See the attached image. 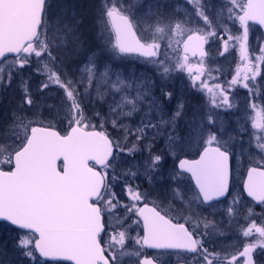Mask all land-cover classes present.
<instances>
[{
	"label": "snow or ice",
	"instance_id": "obj_1",
	"mask_svg": "<svg viewBox=\"0 0 264 264\" xmlns=\"http://www.w3.org/2000/svg\"><path fill=\"white\" fill-rule=\"evenodd\" d=\"M187 3L194 12L185 20L170 18L165 12L168 5L159 2L149 3L137 20L134 4L126 0H98V19L102 37L107 33L104 37L107 51L119 58H143L162 78L174 71H186L196 87L204 74V45L209 37H217L223 40L225 52L231 46L239 53L241 63L229 88L239 84L253 92L249 81L254 82L262 74L264 44L259 46V54L253 59L249 31L250 24L264 28V0H224L221 11L213 18L209 16L210 5L204 0H187ZM50 19L48 0H0V64L7 66V71L0 67V86L10 84L20 70L35 66L37 73L46 77L41 83V92L52 87L62 90L60 108L66 111L61 123L68 125L67 131L61 134L52 124L45 126L40 120H26L23 115L14 113L10 136L0 139V222L11 226L13 231L26 230L30 234L18 241L23 255L32 264L49 261L53 264H128L129 260L131 264H159L160 253L149 250H172L191 254V264H255L253 253L257 248L264 250V212L258 223L253 208H247L246 224L239 228L240 236L245 238L242 248L221 257L204 240L211 235L210 228L217 230L213 222L186 219L181 223L162 213L154 203L149 206V193L141 191L139 185L131 181L138 180L142 174L151 185L163 166V156L149 149L142 173L139 167L121 168L117 156L125 152L134 156L138 142L147 135L146 129L158 125L153 124L146 113L147 122L142 120L135 129H124L123 141L129 136H134L135 141L122 147V141L114 140L106 131V119L101 118L100 123L94 124L85 115L82 99L91 95L94 86L98 97L103 99L105 93L101 85L108 87L110 92L120 96L110 107L114 117L111 125L124 128L119 118L138 111L149 93L140 84L133 96L129 89L135 82L121 79L119 74L113 81L110 65H105L100 72L97 61L103 58L104 50L88 58L81 69L86 76L72 79L58 57L64 47L78 45L80 18L57 20L55 33ZM141 22L145 24L143 31L149 33L146 39L138 34ZM228 22L239 24V34L234 35L228 29ZM220 27L224 28L222 35L218 33ZM169 52L175 56L174 60ZM190 55L201 57L196 66L191 63ZM21 87L23 111L25 105L31 108L34 100L27 81L22 80ZM199 87L207 91L213 108L234 107L228 89L220 84L210 87L200 81ZM163 95L172 99L171 92ZM148 107L149 113L162 110L155 99ZM183 107L178 103L171 120L161 119L160 123H171L174 127ZM250 108L251 127L264 133V107L251 103ZM216 123L210 109L207 126L201 124L197 132L198 158L179 159L176 170L171 173V179L176 181L187 174L194 182V199L209 206H213V201L232 196L231 162L236 155L229 141L220 135L222 122L219 130L214 127ZM253 135L256 148L264 153V135L256 132ZM168 140L171 148L174 136L169 134ZM249 163L243 191L264 208V155L259 160L251 158ZM121 179L125 181V200L115 191L116 182ZM174 195L183 198L179 189ZM239 202V195L233 196L226 208L230 222L240 214L235 207ZM113 217L115 223H112ZM190 223L191 228L186 226ZM252 237L256 239L251 240ZM129 241L134 246L129 245Z\"/></svg>",
	"mask_w": 264,
	"mask_h": 264
},
{
	"label": "rangeland",
	"instance_id": "obj_2",
	"mask_svg": "<svg viewBox=\"0 0 264 264\" xmlns=\"http://www.w3.org/2000/svg\"><path fill=\"white\" fill-rule=\"evenodd\" d=\"M153 2L167 4L168 8L165 12L174 20H185L194 12L192 5L188 4L187 0H126V3L135 5L134 11L137 20H140L143 11L147 10L148 4ZM204 2L210 5L209 16L213 18L221 11L224 0H204ZM48 3L51 5L49 23L53 26L54 33L57 20L73 16L80 18L77 31L78 45L64 47L58 57L65 71L73 75L74 80L86 76L87 74L83 73L81 69L88 63V58L93 53L99 54L101 50H104L103 58L97 61L100 72H103L105 65H110V76L113 81L119 74L121 79L135 82L133 87L129 89L133 96L136 94L135 88L140 84L149 93L148 97L139 105L138 111L131 116L119 118L124 128H113L111 125L114 117L110 113V107L113 106L114 102L120 100L118 94L110 92L108 87L101 85V91L105 93L103 99L98 97L95 86L91 89V95L88 96L89 100L93 102V104H90L94 108L92 118L97 119L98 123L101 122V118L106 119V131L109 134L111 133L116 140H121L122 147L135 141L134 136H129L127 141H123L124 129H135L141 124L142 120L147 122L146 113L149 114L151 122L158 125L157 128L146 129L147 135L138 142V151L134 156H128L126 152L118 154L117 160L120 167L123 169L139 167L142 173V165L150 155L149 149L153 154H161L163 156V166L151 185L148 184L142 174L138 179L140 190L149 193L148 203L151 205L154 203L161 210L176 213L175 215L181 223H184L186 219L192 221L206 219L213 222L217 230L212 231L210 228L209 231L213 232L215 236V250L223 255L235 251L240 244V238L237 237L239 228L241 225L246 224L244 217L247 215V208H253L250 201L243 195V180L247 168L250 166V159L259 160L260 156L264 155L256 148V138L253 135L254 132L258 135H264V133H259L258 130L253 129L250 120V116L253 115L250 108L251 103H255L258 107H264V66H261L262 74L257 76L254 82L249 81L253 92L250 93L248 89L239 84L229 88V82L235 75L237 66L241 63L238 50L230 46L228 51L225 52L222 39L209 37L207 54L206 57L202 58L204 74L200 77V81L207 82L210 87L220 84L223 88L228 89L227 94L234 105V107L227 110L223 107L213 108L207 91L199 87L200 81H197V86L194 87L186 71H174L169 76L162 78L153 65L144 63L141 59L133 57H116L117 59H115L106 49V39L104 37L107 36V33L104 34V37L101 35L102 25L98 19V0H48ZM212 5L215 7H211ZM91 18L92 21L89 22ZM152 20H155V17H152ZM200 24L202 25L203 22L200 21ZM144 27L145 24L141 22L138 34L146 39L149 33L143 31ZM228 29L234 35L239 34L237 31L239 29L238 23L232 25L231 22H228ZM223 32L224 28L220 27L218 33L222 35ZM223 39L226 40L227 37L224 36ZM261 44H264V38L260 28L250 24L249 48L253 59L255 55L259 54ZM169 55L172 56L173 60L175 59L171 52H169ZM200 60L190 58L193 66H196ZM0 67H5V71H7L5 64ZM45 79V76L37 73L35 66L26 67L13 76L10 84L5 83V85L0 86V139H8L10 136L14 113L23 115L26 120H29V118L40 120L45 126L52 124L55 129L62 133L67 131V123H61L63 112L66 111V109L60 108L61 96L58 97L59 95L57 92L54 93L55 91L50 92L52 88H59L44 89L43 93L45 95H42L40 86ZM22 80L27 81L34 100L33 106L29 108L25 105L23 111H21ZM85 83H87L86 80ZM81 90H83V85H81ZM58 91L61 95L62 90L59 89ZM164 92H171L172 99L169 100L165 97ZM84 99L86 101L87 97H84ZM152 99L157 101L162 110L149 113L148 105ZM178 103H182L184 107L181 116L175 121V126L173 127L171 123L161 124V119L171 120ZM210 109L216 116L215 129L219 130L222 122L223 131L220 135L224 140L229 141L236 155L232 160V196L216 205L205 206L194 199L195 189L186 176L180 181H176L171 179V173L176 170V163L179 159H195L198 157L200 146L197 132L201 124L207 126V114ZM9 111H12V115ZM57 113H60V115H57ZM96 113H99L100 116H97ZM169 134L174 136V143L171 144V148L168 140ZM230 137H232L231 140H229ZM173 151L175 152L174 155ZM132 182L137 184V180ZM176 189H179L182 199L174 195ZM237 195L240 197V202L235 207L239 209L240 214L237 219L230 222L226 208L231 204L232 197ZM253 210L256 211L254 208ZM262 212H264V209L255 212L256 216L254 218L258 223ZM187 226L191 228L192 224H187ZM224 229H228V231ZM230 233L232 234L230 235ZM28 236L27 234L16 233L11 227L0 224V264H32V261L23 255L18 246L19 239ZM204 240L205 243L209 242V236H205Z\"/></svg>",
	"mask_w": 264,
	"mask_h": 264
},
{
	"label": "flooded vegetation",
	"instance_id": "obj_3",
	"mask_svg": "<svg viewBox=\"0 0 264 264\" xmlns=\"http://www.w3.org/2000/svg\"><path fill=\"white\" fill-rule=\"evenodd\" d=\"M244 179H245V177H244ZM137 182H138V180H137ZM124 183H125V181L123 179H121V180H119V181L116 182L115 191L118 194V196L121 198V200H125L126 199L125 198L124 189H123ZM242 191H243V184H242ZM243 195H244V197L248 201H250V203L252 204L253 208L256 210L255 212L262 211L264 209L259 204L254 203L253 201L249 200L246 197V195L244 194V191H243ZM216 204H218V203H215V205ZM149 205H151V204H149ZM159 210H161V209H159ZM161 212L162 213H167V215H169L170 217H172L174 220H176L178 222H181L176 217V215H175L176 213L170 212V211H167V210H161ZM111 220H112V223H115L116 222V218L115 217L111 218ZM187 227L190 228V226H187ZM224 230L228 231V229H224ZM231 234L232 233H230V235ZM133 235H135V233H133ZM237 237L240 238V244L236 247V249H239V248H242V242L244 241L245 238H243L242 236H240V234H237ZM214 239H215L214 233L211 232V235L209 236V242H207L206 245L210 249H213V250H215V247H214ZM250 239L251 240H255L256 237H252ZM129 245L134 246L131 241H129ZM149 251L154 252V253H160V254H158L159 264H191V254H187V253H176V252H173L172 250H149ZM229 253L230 252H228V254ZM223 256H225V255L221 254V257H223ZM240 259L242 260L243 258H240ZM253 260H254L255 264H264V250H262L260 248H257L256 251L253 253ZM47 264H53V262L52 263L51 262H47ZM62 264H65V263H62ZM128 264H131V261L130 260L128 261Z\"/></svg>",
	"mask_w": 264,
	"mask_h": 264
},
{
	"label": "trees",
	"instance_id": "obj_4",
	"mask_svg": "<svg viewBox=\"0 0 264 264\" xmlns=\"http://www.w3.org/2000/svg\"><path fill=\"white\" fill-rule=\"evenodd\" d=\"M90 21H92V18H91V20H89V22ZM115 59H117V58H119V57H114ZM65 70V69H64ZM69 76H71V78L73 79L74 77H73V75H71V74H68ZM59 89H55V88H52V90L50 91V92H52V91H55L54 93H58V97H60L61 95H60V92L58 91ZM42 95H45V93H43L42 92ZM84 101H83V103H84V109H85V115L87 116V117H89L90 119H91V121H92V123H94V124H98V121H97V119H94V118H92V115H94V113H93V111H94V108H93V105H90V104H93V102H91L90 100H89V97H87V99H86V101H85V99L84 98H82ZM59 103V102H58ZM57 103V104H58ZM87 103H89L88 105H87ZM9 113L12 115V111H9ZM92 119H94V120H92ZM29 120H32L31 118H29ZM112 138H113V136H112V134L110 133L109 134ZM114 140H116L115 138H113Z\"/></svg>",
	"mask_w": 264,
	"mask_h": 264
},
{
	"label": "water",
	"instance_id": "obj_5",
	"mask_svg": "<svg viewBox=\"0 0 264 264\" xmlns=\"http://www.w3.org/2000/svg\"><path fill=\"white\" fill-rule=\"evenodd\" d=\"M251 25H255V24H251ZM255 26H258L259 28H260V30H261V32H262V34H263V36H264V28H261L259 25H255ZM206 48H207V45L205 44L204 45V50H205V52H206ZM206 56V55H205ZM204 56V57H205ZM130 57H135V56H130ZM203 57V58H204ZM190 58H193V59H201V57H199V55H197V56H191L190 55ZM139 59H142L143 60V58H139ZM198 158V157H197ZM179 163V162H178ZM178 165V164H177ZM185 175H187V174H185ZM246 179V178H245ZM231 182V181H230ZM192 184L194 185V182H192ZM195 187V186H194ZM245 193V195L247 196V194H246V192H244ZM248 197V196H247ZM227 197H224V198H221V200H219V201H213L212 202V204L213 203H216V202H221V201H223V200H225ZM251 201H253L250 197H248ZM254 203H256L255 201H253ZM203 205H206V204H203ZM206 206H208V205H206ZM1 223H4V222H0V224ZM4 224H6V223H4ZM11 227V226H10ZM17 231H19V232H23V233H27L26 232V230H17ZM37 256H38V254H37ZM41 260H43V258H40ZM50 262V261H49ZM52 263V262H51ZM62 263H65V264H67V262H62Z\"/></svg>",
	"mask_w": 264,
	"mask_h": 264
}]
</instances>
